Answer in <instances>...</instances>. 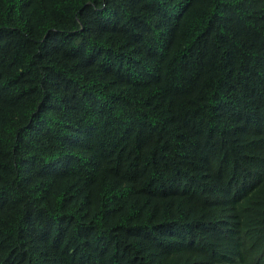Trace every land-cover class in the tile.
<instances>
[{
    "label": "trees",
    "instance_id": "obj_1",
    "mask_svg": "<svg viewBox=\"0 0 264 264\" xmlns=\"http://www.w3.org/2000/svg\"><path fill=\"white\" fill-rule=\"evenodd\" d=\"M0 264H264V0H0Z\"/></svg>",
    "mask_w": 264,
    "mask_h": 264
}]
</instances>
